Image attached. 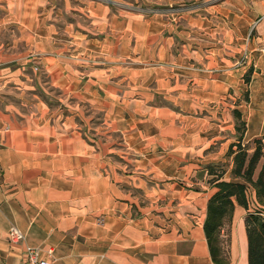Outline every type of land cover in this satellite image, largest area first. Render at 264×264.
<instances>
[{
    "label": "crops",
    "instance_id": "obj_1",
    "mask_svg": "<svg viewBox=\"0 0 264 264\" xmlns=\"http://www.w3.org/2000/svg\"><path fill=\"white\" fill-rule=\"evenodd\" d=\"M234 111L251 153L264 0H0V264L27 246L51 264H214L208 167L231 179ZM245 215L230 264H248Z\"/></svg>",
    "mask_w": 264,
    "mask_h": 264
},
{
    "label": "trees",
    "instance_id": "obj_2",
    "mask_svg": "<svg viewBox=\"0 0 264 264\" xmlns=\"http://www.w3.org/2000/svg\"><path fill=\"white\" fill-rule=\"evenodd\" d=\"M248 79L246 76L247 82ZM234 116L240 134L228 149L233 160L231 179L222 178L224 165L208 167L209 173L215 175L212 182L216 190L208 199L203 229L214 264H230L227 234L235 205L242 206L246 210L248 264H264V135L254 139V149L249 153V147L241 143L244 123L240 113L234 111Z\"/></svg>",
    "mask_w": 264,
    "mask_h": 264
},
{
    "label": "built area",
    "instance_id": "obj_3",
    "mask_svg": "<svg viewBox=\"0 0 264 264\" xmlns=\"http://www.w3.org/2000/svg\"><path fill=\"white\" fill-rule=\"evenodd\" d=\"M243 58L246 59V52L243 54ZM10 242L16 243L24 238L23 233L16 227L12 226L9 229ZM51 250H44L39 247L27 246L25 249L22 264H51L50 261Z\"/></svg>",
    "mask_w": 264,
    "mask_h": 264
},
{
    "label": "rangeland",
    "instance_id": "obj_4",
    "mask_svg": "<svg viewBox=\"0 0 264 264\" xmlns=\"http://www.w3.org/2000/svg\"><path fill=\"white\" fill-rule=\"evenodd\" d=\"M166 8L164 7V9H166ZM68 19H69V16H65L64 21H66ZM14 31L16 33L17 30L15 29ZM236 61H237L238 65H243V64H245L248 61V59L247 58L244 59L243 56H240V57L236 58ZM246 94H247V92H245V94L244 93L240 94V99L239 100H245L244 96H246ZM224 167H225V169L227 168L226 164H224Z\"/></svg>",
    "mask_w": 264,
    "mask_h": 264
}]
</instances>
